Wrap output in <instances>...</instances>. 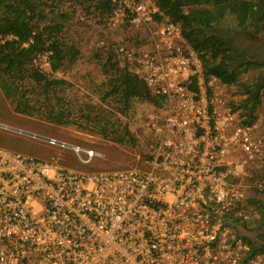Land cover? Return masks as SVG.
Segmentation results:
<instances>
[{"label": "built area", "instance_id": "1", "mask_svg": "<svg viewBox=\"0 0 264 264\" xmlns=\"http://www.w3.org/2000/svg\"><path fill=\"white\" fill-rule=\"evenodd\" d=\"M109 3L97 44L159 99L143 117L145 167L73 170L0 147V264H264L238 230L262 221L264 124L156 0Z\"/></svg>", "mask_w": 264, "mask_h": 264}, {"label": "trees", "instance_id": "2", "mask_svg": "<svg viewBox=\"0 0 264 264\" xmlns=\"http://www.w3.org/2000/svg\"><path fill=\"white\" fill-rule=\"evenodd\" d=\"M64 1L87 4L85 9L93 7L100 19H103L111 7L109 0H0V89L12 103H15L16 112L31 115L44 109L45 119L57 123H65L67 120H63L62 117L69 116V113H65V109L59 105L60 96L57 93L58 88L65 84V80L50 77L36 60L45 54L51 71L55 72L64 63H73L80 54L79 48L72 42L67 43L65 39L66 23L70 15L60 6ZM156 2L174 22L181 24L184 37L202 60L205 74L213 75L227 84L239 85V93L247 96L241 102L249 109L248 120L252 121L255 118L253 111L259 101L260 90L257 89L256 83L251 86L241 81L240 74L259 65L252 61L238 62L230 45L210 31L220 25L227 15L233 20L234 28L260 26L264 22V0H156ZM90 4L93 6L89 8ZM8 35H12L13 38H7ZM96 55L99 56V53ZM102 69L109 75L106 92L101 98L107 104L115 103L117 110L124 113L135 99L158 104L159 99L150 93L142 79L125 67L119 66L113 52L105 54ZM26 83L36 90L25 89ZM34 93L39 97L43 95V101L38 102L39 97H32ZM52 99H55V102ZM44 104L46 107H43ZM98 111L100 115L106 111L110 119L115 117L103 107H99ZM89 117L86 115V120ZM94 118L93 125H100L99 131L104 136L111 135L110 138L116 142H122L125 136H130L126 126L123 130L109 131L108 125L114 124L113 122H109L105 117L104 122H101L99 115ZM116 119L118 118H113V121ZM257 204L261 209V224H264V194ZM244 239L250 243L247 238ZM257 250L264 252L262 248Z\"/></svg>", "mask_w": 264, "mask_h": 264}, {"label": "rangeland", "instance_id": "3", "mask_svg": "<svg viewBox=\"0 0 264 264\" xmlns=\"http://www.w3.org/2000/svg\"><path fill=\"white\" fill-rule=\"evenodd\" d=\"M92 4L89 8L93 6ZM60 6L70 15L66 23L65 39L67 43L75 44L80 54L73 63L66 62L55 72L51 71L45 57L37 58L36 62L50 77L65 80V84L58 88L57 93L60 96L59 105L65 109V113H69V116L62 117L67 121L57 123L45 119L44 109L31 115L16 112L15 103H12L0 89V147L56 162L73 170L144 168L148 158L150 140L143 127V117L145 110L149 108V102L135 99L124 113L117 110L115 103L110 105L111 103L107 104L101 99L109 82V75L103 71L102 63L105 54L112 47L111 44L103 45L97 42L104 40L106 36L108 38V34H111L110 30L104 28L102 19L101 22L96 20L97 15L93 7L85 9L87 4L78 1H64ZM82 16L83 20H81ZM233 24V20L227 15L220 25L211 31L230 30L234 28ZM114 34L116 35L117 32ZM96 53H99V56ZM240 80L253 86L256 80L254 67L241 73ZM24 88H30V85L26 83ZM30 89L36 90L34 87ZM239 91L240 87L237 84L227 88L226 93L229 98L235 97L240 100L239 95L242 94ZM32 97L38 98L39 95L34 93ZM39 98L38 102L43 101L44 96L40 95ZM52 101L55 102V99ZM43 107L46 105L44 104ZM99 107L112 112L110 114H114L115 117L110 119L106 111L101 112V115L98 114ZM256 107L253 115L264 124V88L259 92ZM86 115L90 116L88 120H86ZM98 115L102 119L101 122H104L103 117H105L109 119V122L114 123L108 125L109 131L111 129L123 130L126 126L130 136H125L122 142L114 141L110 138L111 135L110 137L104 136L99 131L101 126L93 125L94 117ZM113 118L118 119L113 121ZM49 137L65 142L67 145L50 144L46 140ZM72 146L81 148L79 155L72 149ZM83 149H92L100 155L85 162L82 160L86 157Z\"/></svg>", "mask_w": 264, "mask_h": 264}, {"label": "flooded vegetation", "instance_id": "4", "mask_svg": "<svg viewBox=\"0 0 264 264\" xmlns=\"http://www.w3.org/2000/svg\"><path fill=\"white\" fill-rule=\"evenodd\" d=\"M212 31L211 34L230 45L238 62L252 61L259 65L254 67L256 71L255 83L257 89L264 88V22L258 27L243 26L230 30ZM250 229L254 230V235H252L254 245L264 249V224Z\"/></svg>", "mask_w": 264, "mask_h": 264}, {"label": "water", "instance_id": "5", "mask_svg": "<svg viewBox=\"0 0 264 264\" xmlns=\"http://www.w3.org/2000/svg\"><path fill=\"white\" fill-rule=\"evenodd\" d=\"M238 230H239V234L242 237L247 238L253 244L254 248L256 249L258 248L256 247V245H254V239L252 238V235H254V230H249L242 225L238 226Z\"/></svg>", "mask_w": 264, "mask_h": 264}, {"label": "crops", "instance_id": "6", "mask_svg": "<svg viewBox=\"0 0 264 264\" xmlns=\"http://www.w3.org/2000/svg\"><path fill=\"white\" fill-rule=\"evenodd\" d=\"M224 83V82H223ZM227 84V83H226ZM229 85V84H228ZM232 86H236L235 84H231ZM239 97H240V100H237V98H230V99H232L231 100V103L235 106H239V107H241L244 111H246L248 114H249V109H247V106H245V104H242V100L243 99H245L247 96L245 95V94H242V95H239ZM234 102H236V103H234ZM255 108H257V107H255ZM245 227V226H244ZM245 228H247V229H249V230H251L250 228H248V227H245Z\"/></svg>", "mask_w": 264, "mask_h": 264}]
</instances>
